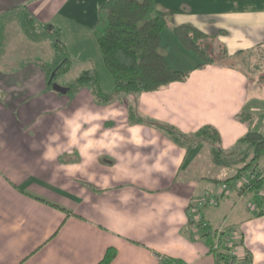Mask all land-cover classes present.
Wrapping results in <instances>:
<instances>
[{
    "label": "crops",
    "instance_id": "1",
    "mask_svg": "<svg viewBox=\"0 0 264 264\" xmlns=\"http://www.w3.org/2000/svg\"><path fill=\"white\" fill-rule=\"evenodd\" d=\"M105 1L0 0V264H97L111 246L110 264H217L212 239L190 224L191 204L218 196L216 180L236 172L215 163V145L233 152L249 130L264 133V99L238 64L252 67L264 47V0H155L170 26L200 28L227 56L200 65L165 28L167 57L185 79L104 103L91 87L55 90L46 72L57 62L53 38L31 39L22 12L61 29L73 64L59 78L94 68L110 92L96 34ZM24 44L31 52L43 45L49 64L40 49L23 58ZM142 119L187 135L212 126L220 140L211 150L199 137L186 146ZM228 168L227 177L217 172ZM238 190L205 206L203 219L212 230L241 232L240 264H264V213L242 205L248 193Z\"/></svg>",
    "mask_w": 264,
    "mask_h": 264
},
{
    "label": "trees",
    "instance_id": "2",
    "mask_svg": "<svg viewBox=\"0 0 264 264\" xmlns=\"http://www.w3.org/2000/svg\"><path fill=\"white\" fill-rule=\"evenodd\" d=\"M99 14L96 34L104 64L114 78V88L110 92H105L101 85V74L92 68L81 71L67 83L65 86L68 92L74 93L82 88L91 87L97 101L104 103L132 93L157 90L173 81L185 79L188 72L173 67L167 57L161 35L165 28H171L183 47L199 56L203 63L200 65L227 56L225 49L219 53L221 54L219 57L216 56V50L213 48L215 38L200 28L186 23L170 26L169 18L157 11L155 0H107L101 5ZM22 21L25 32L31 39L53 38L57 62L50 69L48 77L51 80L50 86L53 87L58 78L66 74L73 64V59L62 40L61 29L40 22L28 10L22 12ZM135 117L137 109L132 107L130 118L134 121ZM141 121L162 128L178 143L186 146L193 136L209 138L214 145L220 140L218 130L212 126L201 128L196 135H187L167 124L143 119ZM213 157L216 164L236 167L233 176L218 179L216 182L232 183L246 174L249 181L238 191L250 194L252 201L256 203L254 213L263 214L264 196L260 192L264 189V164L260 161L264 159V133L249 130L239 140L233 152H222L215 145ZM189 221L191 225L200 227L204 236L212 239L217 264H225L228 254L214 248L216 231L208 224L204 226L196 221L192 213ZM227 226L231 228L235 241L241 242V232L232 225ZM117 252L116 247H109L97 264H110ZM161 264L181 263L169 257L163 259Z\"/></svg>",
    "mask_w": 264,
    "mask_h": 264
},
{
    "label": "rangeland",
    "instance_id": "3",
    "mask_svg": "<svg viewBox=\"0 0 264 264\" xmlns=\"http://www.w3.org/2000/svg\"><path fill=\"white\" fill-rule=\"evenodd\" d=\"M25 40H26V38H25ZM173 40H174V42H178L177 41L178 39H176V41H175V39H173ZM35 41H38V40H35ZM1 44H2V42H1ZM42 46L41 47L39 46V48H37L36 50H34L33 52H31V49L28 48L26 46V44H24V47H23L24 50H22V56H23V58L24 57L25 58L32 57L33 53H37V50L40 49V54H43L44 53L43 55H47L48 56V58H44L43 62L45 64H49V62H50V53L51 52L49 53V50H48V53L49 54H46L45 53V48H43ZM213 46H214L213 48L216 50V52H215L216 53V56L219 57V55H221L219 53L220 52H223V50L218 49L217 47H215V45H213ZM13 51H8L7 58L9 59V62H12V60L15 58V56H14V53L15 52H13ZM187 51L188 52H191L190 54H195L196 58H198L199 61L201 60L199 58V56L194 51H191V50H187ZM256 52L258 53V57H255L254 59H251L252 60L251 62H253L252 67H251V64L250 65L249 64H245V62L243 60H241V57H238V58H235L234 57L232 59H234V61L241 60V62H238V64L240 66H242L243 68H245L248 71L249 75L251 76L252 83L254 84L253 85V91H252L253 92V95L257 93V96L258 97L259 96H262L263 97L262 99H264V47H261V49H257ZM248 59H250V58H248ZM80 69L81 68L76 69V67H75L72 71H70V73H68V75H66L64 77H61V78H58V83H60V84H62V85L65 86L75 76H77L80 73ZM46 72L47 73H50V71L48 72L47 70H46ZM194 138L195 137H193V138L191 137L189 139L190 142H192L193 140H196L197 139V138H195V139ZM200 140H204L207 143L206 146L211 150V148H210V142L211 141H210L209 138H200ZM207 147L204 150L205 154L208 153ZM260 163H263L264 164V159L262 161H260ZM230 170L231 169H229V168L228 169H224L223 171H221L220 169H217V172H224L225 176H223V177H227L226 176L227 175V172H231ZM232 190H233V192L238 190L237 188H235V185L234 184H233V187L231 188L230 192ZM224 196H226V195H224ZM221 199H222V197L220 198V200ZM250 201H251V196L248 194V195H246L244 197V202H243L242 205L245 204V206H246V204L249 203Z\"/></svg>",
    "mask_w": 264,
    "mask_h": 264
},
{
    "label": "built area",
    "instance_id": "4",
    "mask_svg": "<svg viewBox=\"0 0 264 264\" xmlns=\"http://www.w3.org/2000/svg\"><path fill=\"white\" fill-rule=\"evenodd\" d=\"M248 177L246 174H243L240 178H237L233 181V183L223 182L220 184V192L216 197H199L197 198L191 206V212L194 219L198 222H201L204 226L207 223L203 219V208L207 205H217L219 203V199L224 195L228 194L235 185V188L241 189L246 183H248ZM261 195L264 194V189L260 192ZM248 205L255 210L256 203L252 200L248 203ZM215 245L214 248L218 250H223L228 254V260L225 264H240V261L243 258V254L241 253V243H237L235 241V237L231 232V228L229 226L223 225L220 227L215 233Z\"/></svg>",
    "mask_w": 264,
    "mask_h": 264
},
{
    "label": "water",
    "instance_id": "5",
    "mask_svg": "<svg viewBox=\"0 0 264 264\" xmlns=\"http://www.w3.org/2000/svg\"><path fill=\"white\" fill-rule=\"evenodd\" d=\"M53 88L59 92L66 93L68 91V88L65 86L60 85L59 83L55 82L53 84Z\"/></svg>",
    "mask_w": 264,
    "mask_h": 264
}]
</instances>
